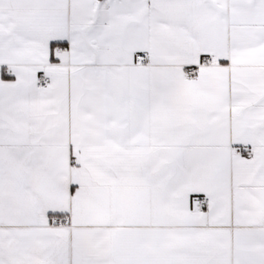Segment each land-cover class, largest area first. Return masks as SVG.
<instances>
[{
	"label": "snow or ice",
	"instance_id": "6c2138e0",
	"mask_svg": "<svg viewBox=\"0 0 264 264\" xmlns=\"http://www.w3.org/2000/svg\"><path fill=\"white\" fill-rule=\"evenodd\" d=\"M0 264H264V0H0Z\"/></svg>",
	"mask_w": 264,
	"mask_h": 264
}]
</instances>
